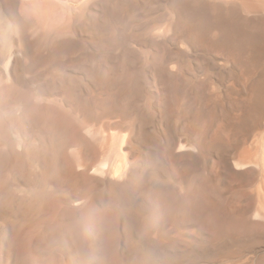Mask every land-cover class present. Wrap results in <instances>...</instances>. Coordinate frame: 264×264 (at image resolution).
Segmentation results:
<instances>
[{"label":"bare ground","instance_id":"1","mask_svg":"<svg viewBox=\"0 0 264 264\" xmlns=\"http://www.w3.org/2000/svg\"><path fill=\"white\" fill-rule=\"evenodd\" d=\"M59 1L56 0L55 5L54 1L50 2L51 5L60 8L53 10L54 6L52 7L53 14L55 13L54 16L51 15L53 19L50 16L52 13L48 14L46 11L48 9H42L41 13L37 11L39 15H34L35 11L32 12L33 15H30V12L28 14L21 12L20 7H26L27 3L29 5L28 0H0V116L13 122L12 127L16 135L15 144H10L12 146L9 147L10 152L20 166L27 167L29 175V181L22 183L23 185L15 184L9 192L10 195L0 183V202L9 201L13 205L16 202L18 204L34 202L38 205L36 200L48 196L56 188L64 189L66 182L68 183L69 175L65 168L64 170L60 168L62 170L60 172L57 170V175L55 170V173L53 172V167L58 164L54 158L58 154L55 152L57 148L54 142H58L60 146L68 137L61 140L60 136L64 135L62 134L55 140L56 137L51 138L53 133L50 135L49 132L51 139L47 138L49 135H46L47 137L41 135L47 139L43 140L36 139L37 134L34 133L36 136H33V139L37 141L31 144L32 138L28 139L25 129L28 131L33 126V133L37 128L36 123L41 122V119L37 122L32 119L36 122L32 125V116L29 114V107L32 105L29 104L28 107L26 105L28 102L23 103L21 98L14 97L21 87L27 84L35 87L38 77L45 76L43 83H38L35 89L43 96L51 93L57 95L52 102L66 111L67 117L64 119L66 127L67 121L81 124V128L78 126L81 130L79 132L75 130L78 149L79 146L90 147L98 140V134L101 133L102 136L104 134L101 131L98 133L97 130L96 134L93 127L94 132L93 130L90 132L89 123L108 118L113 120L115 117L125 119V122L122 120L129 132L127 149L131 155L130 164L128 162V167L120 170L114 165L118 163L115 160L107 171L95 168V173L102 175L108 189H112L111 195L114 193L118 195L114 199L116 201L109 202L119 206L117 221L123 224V229L120 230L125 251L122 259L116 264H173L172 257L178 254L181 244L186 245L187 249L196 245L199 236H204L206 231L202 221L196 218L199 207L210 208L213 206L212 202L215 203V199L212 200L210 196L212 195L210 187L208 188L201 178L205 177L204 173L207 175L205 172L208 171L207 164L213 159L217 162L209 167L211 173L223 174L241 169L248 174L254 173L253 176H260L261 185L257 186L261 188L258 192L260 196L256 197L258 205L255 203L257 206L252 213L254 221L264 220V135L262 134V137L259 132L256 135L258 138L252 140L253 134L260 131L264 124V0H140V6L132 5L131 0H61V3ZM105 2L113 5L108 8L112 9L109 12L97 9V6L106 5ZM43 4L45 5V1ZM105 8L107 10V7ZM117 8L122 12H117ZM63 12L65 14L69 12L71 15L68 18L73 16L74 20L68 22L67 17H63ZM44 18L46 22L47 18L54 20L51 21L52 24L54 22L53 25L50 20L48 21L50 24L47 23L52 25L51 30L50 27H47V30ZM137 23L140 26V33L138 31L139 35L137 34L140 36L138 44L140 58L132 56V59L127 55L135 49L133 50L128 43L136 41ZM160 29L162 32L156 33ZM105 33L106 35L110 33L108 35L113 38L112 42L105 37ZM112 48H115L114 51ZM111 52H115L117 56L114 57L115 62L102 56L95 58L108 53L110 55ZM71 54L73 58H70ZM76 62L84 68V70L81 68L83 71H86L82 73L87 84H84V80L81 81L82 76L78 80L73 72L71 73L69 68L72 65L62 66ZM75 68L71 70L75 71ZM91 71L102 73V78L94 72L89 73ZM117 71L120 72L119 75H116ZM26 72L30 77L25 75ZM114 73L118 77H115ZM214 75H217V79L213 77ZM146 81L153 85V91L145 88ZM81 83L91 88L88 86L84 88ZM78 84H81L80 88H73ZM43 85L47 86V90L43 91L41 88ZM13 89L15 93L18 91L15 95ZM29 92L27 88V94L32 95ZM2 120L0 123L4 121ZM86 122L89 123L85 124ZM84 124L88 125V128ZM41 125L43 126L42 123L39 124ZM122 127H125V124ZM86 128L89 130L88 133ZM39 129L37 133H40ZM90 134L91 136L96 134L95 141ZM1 135L4 140V134ZM102 136L100 140L105 139V136ZM106 139L105 143L108 142ZM11 140L10 142H13ZM101 143L105 149L104 146L107 144ZM177 143L181 149L179 152H182L180 157H186L185 160L182 157L186 164L183 163L180 167L188 174L182 172L183 176H179L178 167L168 164L170 161H163L167 160L168 155L170 157V152ZM98 144L99 141L94 145ZM71 145L73 143H70ZM61 146L59 147L62 148L61 151L58 149L57 152L63 153ZM3 152L6 154L8 151ZM53 160L55 163L52 164ZM103 162L104 160L101 162L103 167H107L108 165ZM85 168L87 174L90 167L87 164ZM25 177L27 178L26 175ZM103 200L104 198L102 202ZM96 202L97 199L93 197L89 204L88 201L87 205L83 203L85 205L83 208L92 209L89 206ZM33 205L29 204L30 207L36 206ZM112 207L100 213L101 219L98 222L101 224L97 230V239L100 237L99 233L105 232L101 238L109 234L105 223L111 219ZM153 213H156V219L151 218ZM256 222L254 224H257ZM51 227H48V230ZM186 227H192L194 230L186 232L184 231ZM56 228L52 231H58ZM82 231L84 233H76L78 236L83 233L80 240L77 238V241L74 237V241H77L80 248L77 257L86 263L90 255H87L89 253L83 251L84 248L80 245H85L83 241L88 240L90 233L86 228ZM107 237L110 238L111 235ZM235 238L237 241V236L226 234L219 239V243H227L230 239L235 241ZM206 248L207 251L212 250ZM217 250L215 249L216 252ZM68 256L64 261L59 256L50 255L41 264H73ZM260 262L264 264V258L260 259Z\"/></svg>","mask_w":264,"mask_h":264},{"label":"rangeland","instance_id":"2","mask_svg":"<svg viewBox=\"0 0 264 264\" xmlns=\"http://www.w3.org/2000/svg\"><path fill=\"white\" fill-rule=\"evenodd\" d=\"M44 1H45V5L43 4ZM44 1L43 0H28L29 5H27L28 4L27 3L26 7L22 6L25 8L20 7L21 12H26L27 14L30 12V15H33L34 13H32V12L35 11L36 13L34 15H36L38 13H41V11H43L44 9H48V10H46L48 12V14H50V12H51L52 14H50V16L51 15L54 16L55 13L53 14L54 11H52V7L55 5L56 0H44ZM52 1H54L53 2L54 5L50 4V2L52 3ZM57 2H58V0H57ZM59 2L61 3V0ZM62 3L65 4L64 1H62ZM105 3H106V5L97 6V9L101 10V11H108V12H109V10H112V9H108V8L112 7L113 5L110 2H105ZM130 3L132 5L140 6V0H131ZM47 4H48V6H47ZM57 5H59V3H57ZM27 6H28V8H27ZM43 6L44 7L46 6V7L44 8ZM59 6L61 7V5H59ZM94 6H96V5H94ZM30 7H31V10H29ZM56 7L57 6H54V8H56ZM62 7H63V4H62ZM105 7H107V10ZM54 8H53V10L58 9V7L56 9H54ZM102 8H103V10H102ZM61 9H63V8H61ZM118 9L119 8H117L116 11L117 12L119 11L121 13L122 12L121 9H119V10ZM37 11H38V13H37ZM47 12H45V14ZM64 12H63V17H67L68 22H69V20H74L73 16L68 18V16L71 15V14H68L69 12L67 13L68 15L65 14L66 12L65 13ZM120 13L119 14L117 13V14L120 15ZM53 16H51V17L54 19ZM45 17H48V16L46 15ZM51 17H48V18L51 19ZM48 18H47V20L49 21L50 19H48ZM44 20H45V18H44ZM52 20L49 21L51 24H52V22H51ZM117 20H119V19H117ZM138 20H139L138 23H140V19H138ZM48 21L46 22V20H45L44 24L46 25V28L50 27L49 29L51 30L54 22L50 26L47 24V23H49ZM138 23H137L138 30H137L136 35L137 34L139 35V33H140V26ZM41 24L44 26L43 23H41ZM46 28H44V29H46ZM47 30H48V28H47ZM138 31H139V33H138ZM161 32H162L161 29L156 31V33H158V34H160ZM108 34H110V33H108ZM108 34L106 35V33H105V37L110 39V42H112L113 38H111ZM138 35L136 38L137 42L134 41L135 43H133V42L128 43V45L130 47H133V50L135 49L134 50L135 53H134V51L132 53H128V55H127L128 57L132 58V56H133V58H137V57L140 58V56H139L140 55V45H138V44H140V41H139L140 36L138 37ZM114 49L115 48H112V51H114ZM111 53H113V52H111ZM111 53H110V55L108 53L107 54L108 56L107 55H99V56H96V57L94 56V57L95 58H98V57L102 58L103 57V58H109V59L111 58L110 60L112 62H115L114 57L117 58V56L114 54L115 52L113 53L114 55ZM71 57L73 58L72 54H71L70 58ZM73 64L62 65V66L63 67H67V66L70 67L72 65L69 68L71 73L73 72V74L78 78V80H80L81 76H82L81 81L84 80V78H83L84 74L83 73L84 72L86 73V71H83L84 68L81 67V65H78V62L73 63ZM75 64H77V65H75ZM75 66L77 68H75ZM71 68H73V69L75 68V71L73 69L71 70ZM81 68H83V70ZM79 69H80V71H79ZM93 72L94 71H91L89 73L93 74ZM95 74H97V76L99 75V77L101 76V78H102V73L96 72ZM115 74L116 73H114V76H115ZM119 74H120V72L117 71L116 75H119ZM25 75L27 77H30L29 76L30 74L28 72H26ZM115 77H118V76H115ZM213 77L217 79V75L216 76L214 75ZM44 78H45V76H42L40 78L38 77V79L35 81V82H37L35 84V87H33L32 84L31 85L27 84L26 86L21 87L22 89H20V90L18 88H15V90H19V92L16 91V93L18 92V94H16L14 92L15 90L13 89V95L16 94L14 97H17L18 99L21 98L23 101L21 99L20 100L23 103L28 102L26 104L28 107H29V104L32 105V107L34 106L33 107L34 110L31 109L32 107H29L30 111L28 110L29 114L32 116L31 120L33 119L37 122V121H39V119H41V122L36 123L35 121L32 120L33 121L32 125H35V123H36L37 125L35 127L38 128L39 124L42 123L43 126L41 125V126H39V128L41 129V127H43L44 129L42 128L41 131L46 130L48 128H51L50 131L48 129L45 132H41L40 129L38 128L40 131V133L38 132L39 133L38 134L36 132V131H38L37 128L32 133L34 127L33 126H31L30 128L28 127L29 130L31 129L30 131L32 134V135L29 134L30 131L28 129H27L28 131H26V129H25V132H26L25 134L27 135V137H29L28 139H31V138L33 139V136L35 137L37 134L36 139L38 138V139L47 140L44 137L46 135L48 136L49 134L52 135L51 133H53L51 138L56 137L55 140H57L58 135L60 136L62 134H64V135L60 136L61 138L59 137L61 140H63L64 138L67 139V137L70 140V141H68V139H67V140H65V142H63L64 141L63 140L62 143H60V146L63 145V143L65 145L66 142H67L66 145H68V147L66 145L61 146V147H63V150H62L63 153L57 152L58 149H59V151H61L60 149H62V148H59L60 146L58 145V142H56V141L54 142V143H56L55 148H57V150H55V152L58 153L55 155L56 157L54 156V158L56 159V162H58V164L56 163L57 164L56 166H54L55 164L53 165L54 166L53 172H54V170H55V172L57 170L60 172V171L64 170V168H65V171L69 175V177H68L69 180H68V183L66 182V184H65L66 186L64 189L61 190V188H60V190H59L58 188H56V189L52 190V193L51 194L49 193L48 196L45 195V196H42L41 199L36 200L38 205L34 204V202H33V204L36 205L35 207L29 206V204L32 206L33 205L32 203H29V204L20 203V204H18L16 202V203H14L15 205H13V203L10 204L9 201H7L8 203H5L4 201L0 202V264H41V262L43 260L47 259L48 256H50V255L59 256L61 259L63 258L62 260H64V261H65L64 258H66V256L69 255L70 257L68 256L67 258H69V260L72 259L71 261H73V264H101V262H104V264H116L120 259H122L123 253L125 251V249H124L125 247H124V245H122L123 244L122 243V234H121V230H120V229H123V224L118 222L119 220L117 219L118 214H119L118 213L119 212V206L114 205L116 203L110 204L109 202L116 201L114 199H116L118 195H117V193H114V194H116L115 197H114V194L111 195L112 189H110V188H109L110 190L108 189V186L106 185V183L104 181V177L102 175L95 173V168L98 167L101 170L107 171L108 168L112 167L111 165H113V162H115V160H117L116 162H118V163L117 164L115 163L114 165L115 166L117 165V167L120 170L126 166L128 167V165H127L128 162L130 164L129 160H131V155H130L129 150L127 149L129 147V144H128L129 132H127L126 123H124L125 119L122 118L124 120V122L122 119L120 120V117H115V119L119 118V120L118 119L111 120L112 118H110V119L108 118L109 120L108 119H102V120L91 122V123L86 122L85 124L89 123V125H91V126H89V127H91V128H89V130L91 129L90 132L93 129H95V131L96 130L99 131L98 133H100V131H101L102 133H104L103 136H105V139L107 137H109L110 140H108V138H107L106 140H108L109 143L107 141L105 143V139L102 138L103 136L101 135V133L99 135L96 131L95 133L99 135V136L97 135V137L100 138V136H102L101 138L103 140H100L98 138V140L96 139L97 141H95L94 137H96V134L93 136H91L92 134H90V137L94 138L93 140L96 143H98V141H99L98 146L94 145L96 143H92L90 147L88 146V148H85L84 146H79V149H78L75 140L77 139L76 138L77 132H79V130H81L80 129L81 124L77 123V122L73 123V122L67 121L68 125L66 127V122H64V119L67 117L66 111L61 109L58 105H56L52 102L55 100L57 95H53L51 93L50 95L43 96V95L38 93V91H37L38 89H35V88H37L38 83H43ZM40 79H41V82H40ZM146 80L151 82L149 79H146ZM148 81H146V83H145V88L147 87L146 89H148V90L150 88L149 91H153L154 90L153 85L149 84ZM83 82H84V84H87V81L84 80ZM81 84L80 85L78 84V86H75L73 88H80ZM43 86L41 87L43 89V91L47 90V86H44V87ZM82 86H83V84H82ZM86 86H88V85H84L83 87L85 88ZM88 87H90V86H88ZM27 88H28V92L30 90H32V91H30L32 93V95L27 94ZM31 88H33V89H31ZM68 88H72V87L68 86ZM19 93H20V95H19ZM34 111H36V112H34ZM0 114H1V112H0ZM35 115H36V118H34ZM0 118H1L0 120H2V119L4 120V121L2 120L3 122L0 123V135L4 134V140L2 137L3 135L0 136V146L2 147V148L0 147V150H1V152H0V183L5 188V192L8 191L6 193L10 195L9 192L13 189L15 184H22V183L25 184L27 182V180L29 181V179H28L29 175H28V172L26 170L27 167L25 168L22 165L20 166V164L17 162V160L13 159L15 157L12 156V154L10 152V148L12 147L11 145L15 144L14 139H15V135H16V133L14 132V129L12 127L13 122H9V119H6L4 116L2 118V115L0 116ZM121 121H122V123L125 124V127H122V126H124V124H122ZM97 122H99V123H97ZM3 123L5 124V126ZM10 124H12V125H10ZM7 125H9V126H7ZM78 126H80V128ZM85 126L88 128V125H85ZM45 127H47V128H45ZM92 127H93V129H92ZM1 128H3V129H1ZM87 128L85 130H87V133H88L89 130ZM53 129H55L56 131H54ZM71 129H73V130H71ZM59 130L60 131L62 130V131L58 132ZM63 130H65V131L63 132ZM67 130L69 132H72V133L69 134V132ZM85 130H83L84 133H85ZM121 130L126 131V132H121ZM3 131H5V132H3ZM55 132H57V134H54ZM93 132H94V130H93ZM34 133H36V134H34ZM66 133H67V135H66ZM258 133H259V135H262V134L264 135V124H263V127L261 128L260 131L255 132L253 134L252 137L254 139L252 138V140H255L258 138V137L256 138V135H258ZM41 135H45V136L42 137ZM50 135L48 137L47 136L46 137L49 138ZM54 135H57V136H54ZM263 135H262V137H263ZM12 137H13V140H11ZM88 137H89V135H88ZM8 138H10V139H8ZM51 138H49V139H51ZM32 139L30 141L31 144H33L35 141H37L36 139H33V140ZM60 139H58L59 142L61 141ZM10 140L13 142H10ZM1 141L6 145V147H4L5 145ZM101 142H104V145L107 144L109 146L105 145L104 146L105 149H103V143H101ZM70 143L71 144L73 143V145L70 146ZM57 145H58V147H56ZM92 145L95 146V149H94V146L92 147ZM16 146H17V144H16ZM106 146L109 148V150H107ZM178 146H180L179 143H177L176 146L174 147V149L172 150V152H170V157L168 155L167 160H163V161H168V162L170 161L168 164H170L172 166L175 165L179 169V167L181 165H183V163H185L186 161H182L184 156L180 157V154L182 152H179L181 149ZM80 148L82 150L84 149V151H82ZM88 149H90V150H88ZM91 149H92V151H91ZM4 150H5V152L8 151V152H6L7 156L3 152ZM107 151L110 153H108ZM86 152H89V153H86ZM59 155L61 157H59ZM3 156L5 159L3 158ZM37 156H39V155H37ZM104 156H105V158H107L106 161H105ZM35 157H36V155H35ZM54 158H51V159H54ZM60 158H62V159H60ZM185 158H184V160H185ZM7 160H9V162ZM102 160H104V162H103L104 164L108 165V166L106 165L107 167H103V165L101 163ZM4 161H5V163H4ZM181 162H182V164H181ZM214 162L216 163L217 160L213 159V161L211 163L207 164L208 169L207 168L206 169L208 171L210 169L209 167H211L212 166L211 164ZM53 163H55L54 160H53L52 164ZM13 164L14 165L16 164V165L14 166ZM59 164L61 167H59ZM87 164L90 167V169H89L90 171L88 170V172L86 174L85 165H87ZM17 165L19 166V168ZM13 166L16 168H14ZM129 167H130V165H129ZM181 168H183V167H180L179 170L177 169V171H179L178 172L179 176H183L187 172L184 168H183L184 170ZM51 169H52V167H51ZM208 171H205L207 175H205V173H204V176H205L204 178H203V176H201V175L200 176L202 178V181H204L207 184L208 188L210 187L209 188V190H211L210 194H212L210 196H211V199L212 198L215 199V203L213 201L212 202L213 206L210 208H208V207L207 208H200L199 207V211H198L199 213L196 215L197 220H199L200 222L202 221V224L205 225V229H206L205 235L199 236L200 238L197 239L198 241L196 242V245L194 244L191 249L190 248L187 249L186 245L181 244V246L184 245L185 247L184 246L179 247L178 254L179 253H181V254H179L180 256L178 254H176V256L178 255L177 256L178 258L175 255L173 256L174 258L172 257V260L174 261L173 264H179V263L180 264H262L263 262H260V259L264 258V220H261V219L256 220L255 219L257 222L254 221L253 219L255 217L253 216V213H252L253 209L258 205V203H257L258 196L257 195H259L258 192H260L259 190L261 188H258L257 186L261 185V184H259L260 183V181H259L260 176H257V175L253 176L254 173L253 174L249 173L250 174L249 175L248 173H245L241 169L235 170L236 172L231 171V172L223 173V174L222 173L221 174H215V173H211V171H209V172ZM200 172H201V174L203 173V171H200ZM7 173L9 174V176ZM17 173H19V174H17ZM23 173H24V176H23ZM10 174H12V175L14 174V175L12 176ZM187 174H188V172H187ZM187 174H186V176H188ZM198 174H200V173L198 172ZM251 174H252V176H251ZM25 175L27 176V178L25 177ZM55 175H57V172L55 173ZM11 178H13V179H11ZM10 185H12V186H10ZM87 188H88V190H87ZM108 191H109V194H108ZM107 195H109V196H107ZM98 196H100V197H98ZM86 197H88V199ZM93 197H94V199H97V202H96L97 204L94 203L93 206H89V207H92V209H90V208L86 209V207L83 208L85 205H87L86 201H88V204H89L90 200ZM103 198H104V200H103L104 202H102ZM108 198H109V201H108ZM105 199H107V200H105ZM99 200H100V202H99ZM1 203H2V205H1ZM83 203H85V205ZM99 203H101V205ZM255 203H257V205ZM80 204L81 205L83 204V206H81ZM134 204L137 205L136 203H134ZM11 205H12V207H10ZM110 207H112L111 211L113 213H112L111 219L105 223V224H107V226H105V225L104 226L109 233V234H107V236L111 235V237L109 238V237L105 236L104 238H101L105 232H102V233L98 232L100 237L98 236L99 238L97 239V230L100 229V224H101L100 222H98L99 219H101L100 213H102L106 208L109 209ZM89 209L91 212L89 211ZM23 210H24V212H23ZM87 210H88V212H86ZM93 211H94V213H93ZM242 214L244 215V217H241ZM151 216H152L151 218H153V219L157 218L156 213H153ZM198 217H200L201 219L202 218H204V219L201 220L200 218L198 219ZM60 219H62L61 220L62 223H60L61 222ZM113 220H114V222H113ZM135 222H136V219H135ZM254 222H256L257 224H254ZM55 223H57V224L55 225ZM84 223H86L87 225H85ZM58 224L60 225V230H59ZM139 224H140V219H139ZM48 227H51V228H49V230H48ZM70 227H71V229H70ZM76 227L79 228L81 231L78 230ZM45 228H47V229H45ZM53 228H56L58 231H56V230L52 231ZM85 228L89 230L90 236L88 237L87 241H83V237H82V241L85 245L84 246L80 245V247L84 248L83 251H86L87 253H89L87 255H90V256L87 259L88 262L86 261V263L85 262L83 263L80 260V258L77 257V251H78V249H80L77 246V241H78L77 238H79V240H80V238H81L80 236H82V234L84 233V231H82V230ZM186 228L187 229L184 230L186 232H192L194 230V229H192V227H186ZM73 231H75V232L73 233ZM103 231H105V230H103ZM47 232H49L48 235H46ZM81 232H83V233L80 236H78L79 234H76V233H81ZM71 233H72V235H71ZM226 234H228L229 236H232V237L237 236L238 240L236 241V238H235V241L233 239H230L227 243H221L220 244L219 239ZM62 235H63V237L61 238ZM209 236L210 237L212 236V237L210 238ZM74 237H75V240H77V241H74ZM119 237H121V238H119ZM206 238L207 239L209 238V240H206ZM212 240H213V242H212ZM208 241L209 242L211 241V242L208 243ZM255 241H257V242H255ZM234 242H235L236 247L234 245ZM241 242L245 243V244H242ZM254 242H255V245H254ZM215 244H216V247L218 246L217 247V248H219L218 250L215 247ZM232 244H233V246L231 247ZM249 245L252 247H250ZM229 246H230V248H229ZM206 247H208V250H210V249H212V250L207 251ZM180 248H182V250H180ZM225 248L227 250L228 249L229 250L227 251ZM203 249H204V251H203ZM215 249L217 250V252L215 251ZM198 251H199V254H198ZM200 251H202V252L200 253ZM187 252H190V253L187 254ZM64 253H65V255H64ZM56 254H58V255H56ZM183 254H184V256H183ZM61 255H63V256H61ZM126 258H128V257L126 256ZM175 258H176V260H175ZM158 264H161V263H158Z\"/></svg>","mask_w":264,"mask_h":264}]
</instances>
